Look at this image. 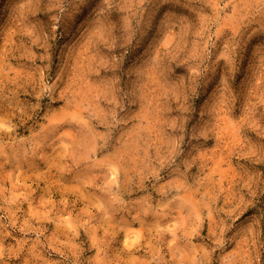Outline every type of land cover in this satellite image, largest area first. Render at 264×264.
Returning <instances> with one entry per match:
<instances>
[{"label": "rangeland", "instance_id": "obj_1", "mask_svg": "<svg viewBox=\"0 0 264 264\" xmlns=\"http://www.w3.org/2000/svg\"><path fill=\"white\" fill-rule=\"evenodd\" d=\"M0 264H264V0H0Z\"/></svg>", "mask_w": 264, "mask_h": 264}, {"label": "snow or ice", "instance_id": "obj_2", "mask_svg": "<svg viewBox=\"0 0 264 264\" xmlns=\"http://www.w3.org/2000/svg\"><path fill=\"white\" fill-rule=\"evenodd\" d=\"M169 7H170L169 4H163V5H162V10H163V9H166V8H169Z\"/></svg>", "mask_w": 264, "mask_h": 264}]
</instances>
